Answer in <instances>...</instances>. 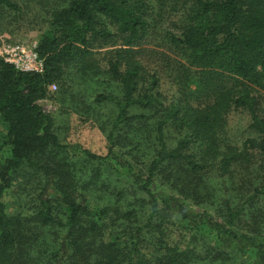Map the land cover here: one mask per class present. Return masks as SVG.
Listing matches in <instances>:
<instances>
[{
    "label": "trees",
    "instance_id": "1",
    "mask_svg": "<svg viewBox=\"0 0 264 264\" xmlns=\"http://www.w3.org/2000/svg\"><path fill=\"white\" fill-rule=\"evenodd\" d=\"M16 1L0 0V24L21 15ZM44 2L42 72L0 60V152H9L0 162V264H264V0ZM168 8L183 21L164 40L183 62L161 52L163 68H152V11ZM164 68L180 86L170 97L160 91ZM101 73L121 97H100L116 110L106 153L96 155L61 143L37 102L51 85ZM234 113L248 118L238 142L228 134ZM141 146L148 154L138 169ZM19 172L33 192L24 213L9 215L2 199ZM123 181L142 196L135 209L148 206L145 215L117 206ZM155 181L168 193L154 191ZM175 218L185 221L181 244L168 230ZM54 225L60 242L38 255L40 227Z\"/></svg>",
    "mask_w": 264,
    "mask_h": 264
},
{
    "label": "rangeland",
    "instance_id": "2",
    "mask_svg": "<svg viewBox=\"0 0 264 264\" xmlns=\"http://www.w3.org/2000/svg\"><path fill=\"white\" fill-rule=\"evenodd\" d=\"M17 0L22 8V13L19 17H14L15 21L0 24V48L3 45H21L26 48L36 47L41 35L46 30L47 20L51 13V8L44 2V0ZM51 1V0H50ZM48 3V2H47ZM153 23V34L149 39L150 45L148 48L155 52L150 58L152 63L151 67L159 68L160 63L158 62L159 53L177 58L176 61L183 62L181 55L177 52V57L174 55L175 52L169 50L167 42L164 40L167 32L176 33L180 24H182L183 18L181 13L174 9H165L152 11ZM178 33V32H177ZM147 43V44H149ZM174 53V54H173ZM156 54L158 57H156ZM1 60V52H0ZM162 67V66H161ZM100 70H104V64L99 63ZM163 68V67H162ZM74 70V69H72ZM175 70L169 71L163 69L160 80V91L163 95L170 97L171 95L178 93L179 87L176 85V74ZM193 89V86L191 87ZM264 93V92H263ZM109 96L111 98H120L121 91L120 87L116 82L108 79L104 74L95 75L94 79L87 80L85 83L75 75V78H68L64 81L62 86L55 85V89L49 92L48 96L37 102L41 109L50 115L53 120L54 132L57 135L59 141L63 144L70 146H78L82 149L88 150L89 152L96 155H105L107 146V135L109 133L111 122L115 117L116 105L113 100H103L100 97ZM264 103V102H263ZM139 112V111H137ZM248 118L245 114L234 113L229 117L228 120V134L232 141H241L247 136ZM166 131L168 146L173 147L176 143V134L172 133L171 129ZM127 138L130 140H137L135 138V132H128ZM140 150L134 152L138 156V161L141 162L138 165V169L142 168V163L145 162L144 155L148 154L145 152V146L139 147ZM9 157V152L4 149L0 152V162ZM107 171V169H106ZM250 175L239 180V183L246 180ZM127 181L121 182L118 187H123L125 192L122 195L120 204L117 206L120 210L132 209L139 215H145L147 208H139L135 205L137 201L142 200V196L134 195L133 189L130 183ZM237 188V187H236ZM154 191H162L168 193L165 186L159 181H155L152 185ZM33 186L24 182V172H19L12 184V187L4 195L2 202L5 205V211L9 215H13L17 212L24 213L26 205L28 204V197L32 195ZM105 202H102V204ZM116 204V203H115ZM132 204V205H131ZM131 205V206H129ZM189 209L194 212H200L199 208L191 205ZM28 214V212H26ZM185 221L178 219L172 222L169 233L171 239L175 243H182L186 241L185 237ZM38 242L36 251L38 255L49 253L57 244L60 242L63 236V229L54 226H42L40 227ZM264 241V239H263ZM206 263L205 261H195L193 264H218ZM42 264V263H40ZM44 264V263H43ZM220 264H239V262L224 261L222 259Z\"/></svg>",
    "mask_w": 264,
    "mask_h": 264
},
{
    "label": "built area",
    "instance_id": "3",
    "mask_svg": "<svg viewBox=\"0 0 264 264\" xmlns=\"http://www.w3.org/2000/svg\"><path fill=\"white\" fill-rule=\"evenodd\" d=\"M1 59L14 67L16 71L28 73H41L42 62L38 59L34 48H26L21 45H3L0 48ZM54 85L48 87L51 92Z\"/></svg>",
    "mask_w": 264,
    "mask_h": 264
}]
</instances>
